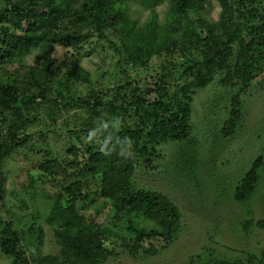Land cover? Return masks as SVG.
Segmentation results:
<instances>
[{
    "label": "trees",
    "instance_id": "trees-1",
    "mask_svg": "<svg viewBox=\"0 0 264 264\" xmlns=\"http://www.w3.org/2000/svg\"><path fill=\"white\" fill-rule=\"evenodd\" d=\"M215 1L221 7L215 23L200 15L210 0H3L0 4V192L5 162L13 151L31 142V135L23 131L37 120L32 111L44 108L69 114L76 110L79 121V114L85 117L80 130L68 129L76 135L69 138L67 151L73 158L66 162L74 168L71 178L56 160L38 165L40 176L56 181L61 193L45 218L53 227L59 252L40 251L41 229L36 264H101L113 254L107 243L110 230L85 212L96 198L118 212L153 221L164 246L177 236L178 207L159 191L133 188L136 163L152 164L163 142L190 138L194 92L205 88L218 70L223 71L226 85H241L244 91L261 75L264 81V0ZM129 3L150 13L141 28L130 17ZM162 4L167 10L160 26L156 8ZM114 33L117 39L111 46L119 53L117 64L129 63L136 69L153 61L158 65L155 73L140 77L125 71L120 84L91 88L87 94L72 91L76 80L91 83L80 63L95 48L84 52V46ZM55 47L66 52L57 66ZM30 54L35 63L27 64L19 75L11 74L8 66L22 64ZM179 64H185L183 71ZM182 78L186 82L180 85ZM236 105L223 124L227 133L237 128L242 116L238 101ZM259 162L260 156L237 182L235 201L253 197ZM58 199H65V205ZM77 201L83 207L77 208ZM15 228L0 212L1 252L10 264H32ZM133 233L135 238L143 234ZM208 264L243 263L212 260Z\"/></svg>",
    "mask_w": 264,
    "mask_h": 264
},
{
    "label": "rangeland",
    "instance_id": "rangeland-1",
    "mask_svg": "<svg viewBox=\"0 0 264 264\" xmlns=\"http://www.w3.org/2000/svg\"><path fill=\"white\" fill-rule=\"evenodd\" d=\"M128 6L130 17L136 21L137 28H141L149 19V11L136 4L129 3ZM166 10V4L156 8V22L160 26L165 23ZM220 10L219 3L210 0L202 7L200 15L215 23ZM116 39L117 34L114 33L104 40L93 39L84 46V52L90 46L95 48L80 63L91 83L88 85L76 80L71 85L72 91L87 94L91 88L104 90L112 84H120L125 71L140 77L155 73L153 68L156 66L157 70L158 65L153 61L148 67L136 69L129 63L117 64L119 53L115 46H111ZM65 56L63 49L54 48L56 66ZM34 63V54H30L25 62L12 64L8 70L19 75L27 64ZM178 68L183 71L185 64H179ZM261 77L263 75L252 80L244 91L241 85H226L223 71L218 70L205 88L194 92L190 138L180 143L163 142L158 155L152 156V164L136 163L133 188L159 191L181 213L180 229L170 244L164 246L156 236L158 227L153 221L118 212L98 198L91 202L85 212L89 216L93 214L96 221L110 230L111 239L107 243L113 254L101 264H208L212 260L264 264V225L258 224L264 221V81ZM185 82L186 78H182L177 83ZM177 83H174L176 87ZM236 101L240 103L242 116L237 128L227 133L223 130L225 120L228 111L236 108ZM78 112L74 110L67 114L44 108L32 111L37 120L23 131L31 135V142L13 151L4 164L6 179L0 192L1 216L16 227L32 264H36L33 260L41 229L44 236L40 251L54 255L59 252L53 227L46 223L45 218L61 191L56 181L40 176L38 165L56 160L64 166L67 179L71 178L74 168H68L66 162L73 158L67 151L69 138L74 139L76 135L69 133L68 129L80 130L85 117L79 114V121L75 114ZM259 156V179L253 197L242 203L235 201L237 182ZM57 171L60 172L59 169ZM60 177H64L62 169ZM58 201L65 205V199ZM75 203L77 208L83 207L82 202ZM134 230L137 236L143 234L135 238ZM0 264H10V258L1 249Z\"/></svg>",
    "mask_w": 264,
    "mask_h": 264
}]
</instances>
